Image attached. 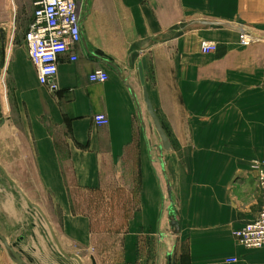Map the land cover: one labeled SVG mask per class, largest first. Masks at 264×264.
Listing matches in <instances>:
<instances>
[{
    "label": "crops",
    "instance_id": "obj_1",
    "mask_svg": "<svg viewBox=\"0 0 264 264\" xmlns=\"http://www.w3.org/2000/svg\"><path fill=\"white\" fill-rule=\"evenodd\" d=\"M79 1L78 61L61 59L57 91L40 86L24 41L3 61L0 235L6 243L0 240V264H18L9 247L26 263L29 253L44 249V216L58 248L59 231L67 241L90 242L91 217L75 211L71 186L98 190L105 163L121 161L134 144L140 117L128 87L142 115L147 89L172 145L164 161L180 222L176 264H264V248L246 249L234 236L262 206L247 163L264 162V0ZM240 28L259 39L242 45ZM203 42L217 50L203 54ZM97 51L114 60L121 76L93 56ZM101 70L109 80L91 83L89 76ZM99 114L108 117L107 126L95 125ZM53 130L62 132V143ZM146 146L149 164L143 159L138 189L143 210L146 195L157 207V171ZM140 219L145 223L144 213ZM34 261V255L28 259Z\"/></svg>",
    "mask_w": 264,
    "mask_h": 264
},
{
    "label": "rangeland",
    "instance_id": "obj_2",
    "mask_svg": "<svg viewBox=\"0 0 264 264\" xmlns=\"http://www.w3.org/2000/svg\"><path fill=\"white\" fill-rule=\"evenodd\" d=\"M34 2L35 0H0V28L6 34V57L10 55L14 47L24 41L25 33L32 22L35 10ZM2 47L0 33V52ZM188 87L193 86L189 84ZM206 87L211 88L212 86ZM144 114L146 134L152 149L154 169L157 171V180L154 179L155 184L157 182V207L153 208V203L146 195L145 209L143 210L141 199H139L138 189L141 188L143 159L146 164H149V152L139 120L140 127L137 129L134 144L121 161L105 163L98 190L83 192L75 186H71L75 211L91 217L90 242L88 241L85 246V243L67 241L63 239L59 231V235H55L61 247L59 249L56 240L50 235L52 226L48 224V218L44 216V228L45 232L49 234V239L45 240L44 249L39 251L35 247L36 254L27 253L29 255L27 263L30 264L28 259L32 261L34 255L38 263L34 261L32 264H57V258L60 260L59 264H79L74 259L66 257L63 254L65 253L68 256H80L84 260L82 262L80 259L81 264H93L92 258L96 260L97 264H168V254L173 253V264H176L178 236H173L170 231L168 220L170 202L158 160L157 146L161 145V140L152 118L148 112L145 111ZM161 120L163 121L162 117ZM44 123H48L47 118ZM15 125L22 132L21 123L16 120ZM52 133L59 143H62V132L53 130ZM193 147L195 148V146ZM61 149L66 158L64 162L69 167L67 151L62 144ZM166 153H163V161ZM166 156L170 158L171 154L167 153ZM247 164L252 169L255 165L264 166L262 161H253ZM147 172H150V176L153 174L152 171H146L145 175ZM159 182L160 186H158ZM143 213L148 222L144 223L141 219L139 221ZM159 220H161V224L158 227Z\"/></svg>",
    "mask_w": 264,
    "mask_h": 264
},
{
    "label": "built area",
    "instance_id": "obj_3",
    "mask_svg": "<svg viewBox=\"0 0 264 264\" xmlns=\"http://www.w3.org/2000/svg\"><path fill=\"white\" fill-rule=\"evenodd\" d=\"M32 22L24 36V43L30 62L35 67L41 87L51 92L58 90V74L61 59L77 62L76 48L82 42V22L84 7L79 0H35ZM239 39L242 45L258 40L256 32L240 28ZM217 50V45L203 42L201 51L210 54ZM91 83H106L109 75L106 71H96L89 76ZM98 127L109 124L105 114L94 117ZM262 206L259 214L252 221L245 223L234 232L236 241L246 249L264 248V166L255 165ZM229 259L228 262H236Z\"/></svg>",
    "mask_w": 264,
    "mask_h": 264
},
{
    "label": "water",
    "instance_id": "obj_4",
    "mask_svg": "<svg viewBox=\"0 0 264 264\" xmlns=\"http://www.w3.org/2000/svg\"><path fill=\"white\" fill-rule=\"evenodd\" d=\"M0 33H1V42L3 44V49L2 51L0 52V58L3 59L4 61V58H5V50H4V45H5V37H6V34L4 32V30L2 28H0ZM93 56L101 61H103L105 64H107L109 67L113 68L117 74L119 76H121L122 74V70L119 68V66H117L114 62V60L110 57H108L107 55H105L102 51H97L93 54ZM3 68V62H0V74H1V70ZM138 70H139V77H140V80H141V83L142 85L144 86L145 84V76H144V71H143V66L141 63H139L138 65ZM130 92H131V95L135 101V104L137 106V110H138V113H139V117H140V120H141V123H142V129H143V133H144V136H145V140L147 142V145L149 146V150L151 151V148H150V142L147 138V132H146V126H145V123H144V120H143V115H142V109H141V106L139 104V101H138V98H137V95L136 93L134 92V90L130 87H128ZM143 99H144V102L146 104V109H147V112L148 114L150 115V117L152 118V121H153V124H154V127L156 128L157 132H158V135L160 137V140H161V145L157 146V149H158V152H159V156H158V160L160 162V166H161V172H162V175L164 177V180H165V183H166V191H167V196H168V200L170 202V207L168 208V220H169V225H170V231H171V234L173 236H178L180 234V222H179V219H178V214H177V207H176V204H175V201H174V197H173V190H172V185H171V182H170V179H169V176L165 170V164H164V161H163V157H162V154L164 152H167V151H170L172 149V145H171V142L165 132V129L163 128L154 108H153V105L151 103V100L149 98V94L147 92V89L144 87L143 89ZM5 124V120H0V128L2 126H4ZM0 240L4 243H6L5 241V238L3 236L0 235ZM59 248H61L59 246ZM15 261L18 263V264H27L25 261H24V258H23V255L20 253V252H15L14 251V247H9ZM66 257H69V258H74L76 259L77 261L81 262L80 259L77 257V256H68L67 254L63 253ZM92 261H93V264H97L96 263V260L94 258H92ZM168 264H173V253H169L168 254Z\"/></svg>",
    "mask_w": 264,
    "mask_h": 264
},
{
    "label": "bare ground",
    "instance_id": "obj_5",
    "mask_svg": "<svg viewBox=\"0 0 264 264\" xmlns=\"http://www.w3.org/2000/svg\"><path fill=\"white\" fill-rule=\"evenodd\" d=\"M4 50H5V58H6V48H5V45H4ZM0 62H3V59L2 58H0ZM160 155V154H159ZM162 156H163V154H162Z\"/></svg>",
    "mask_w": 264,
    "mask_h": 264
}]
</instances>
